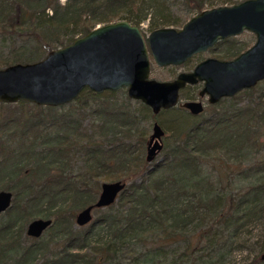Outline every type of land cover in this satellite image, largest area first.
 I'll list each match as a JSON object with an SVG mask.
<instances>
[{
  "label": "trees",
  "instance_id": "trees-1",
  "mask_svg": "<svg viewBox=\"0 0 264 264\" xmlns=\"http://www.w3.org/2000/svg\"><path fill=\"white\" fill-rule=\"evenodd\" d=\"M140 1L0 0L3 29L16 36L21 33L23 39L22 46L9 56L0 55V69L39 63L51 51L71 46L97 27L119 21L139 27L150 19L148 10L142 11L135 21L127 20V15L137 11ZM186 3L192 4L191 11L198 14L206 5L205 0H186ZM153 28V32L158 30L156 26ZM259 87H264V82L211 107L209 117L193 119L194 125L172 144H165L164 136L161 153L164 160L152 165L146 159L151 138L147 142L145 131L140 129L141 116L108 100L107 93H115L95 95L85 90L79 100L67 105H76L82 111L92 105L96 107L99 121L89 127L90 132L81 118L74 120L67 113L58 114L66 106L52 109L27 103L0 104V133L9 136L6 142L0 135V193H11L14 198L12 207L5 213L8 221L0 227V264H95L98 256L107 253L110 257L125 248L130 250L128 245L144 236L154 240L147 253L151 260L147 263L210 264L190 251L192 243L186 233L189 226L195 221L217 226L211 227L208 234L195 228L208 243L211 236L217 239L227 233L232 240L245 226L243 217L247 214L252 217L264 203V158L261 163L251 164L247 172L250 179L259 177L261 182L252 184L247 193L230 194L229 198L221 193V181L203 168L206 163L218 160L234 167L242 166L252 154H264L261 142L264 91ZM125 97L130 99L127 93ZM140 105L145 113H152ZM29 107L32 111L27 113ZM5 112L11 114L4 118ZM14 113L21 116H13ZM151 115L155 120L156 116ZM51 128L59 134L49 135L47 130ZM39 147L44 148L40 155L36 153ZM77 153L82 155L84 167L73 176L68 170ZM121 182L126 184V189L118 198V210L117 204L106 209L108 213L98 222L99 227L108 229L112 239L103 248L94 247L93 258L72 252L76 244L86 245L88 234L94 229L91 226L89 232L74 234L75 214L97 203L103 184ZM36 219L53 222L44 234H50V241L46 243L42 236L24 246L22 239L28 237L26 226ZM59 236L72 239L70 246L57 254L49 253L52 239ZM179 242H185L187 248L172 259L166 253L167 246ZM217 242V246L222 245ZM227 247L222 245L217 253L222 262ZM263 254L264 246L251 264H264Z\"/></svg>",
  "mask_w": 264,
  "mask_h": 264
},
{
  "label": "water",
  "instance_id": "water-1",
  "mask_svg": "<svg viewBox=\"0 0 264 264\" xmlns=\"http://www.w3.org/2000/svg\"><path fill=\"white\" fill-rule=\"evenodd\" d=\"M249 32L256 44L233 62L206 61L193 74H182L171 82L151 80L152 62L160 68L181 67L219 41ZM264 82V0H246L233 7L203 11L180 31L160 29L144 39L142 30L128 22L97 27L71 46L51 51L39 63L0 69V104H33L39 108H63L79 100L85 90L102 95L126 90L128 97L142 103L153 115L179 106L180 93L187 86L204 84L201 98L210 105L253 90ZM190 114H204L201 103H186ZM147 162L152 165L163 152L162 128L153 125ZM126 184H103L94 206L77 215V227H86L94 211L111 208ZM13 195L0 193V217L12 207ZM53 222L36 220L27 227L30 239H40ZM264 262V256L262 257Z\"/></svg>",
  "mask_w": 264,
  "mask_h": 264
},
{
  "label": "rangeland",
  "instance_id": "rangeland-1",
  "mask_svg": "<svg viewBox=\"0 0 264 264\" xmlns=\"http://www.w3.org/2000/svg\"><path fill=\"white\" fill-rule=\"evenodd\" d=\"M64 2L65 1H62V4ZM232 2V0H205L206 5L203 8V11L212 10V8H221L222 6L232 7V5L235 3H244L240 2V0H237L233 3ZM137 7L138 9L137 11H135L136 13L134 12L133 14L127 15V17L129 18L127 20L135 21L136 17L140 16L142 11L144 12L148 10L150 15L148 18L150 19L139 26L140 29H142L143 35L145 37H148L153 32V27L155 26L157 29L174 28L176 30H180L182 26L190 22V20L196 17V14H198L191 11L193 5L187 4L186 0H141ZM19 34L20 35L16 36L10 33L8 30L5 31L2 24L0 23L1 56L7 57L11 54V52L17 50L22 46V34ZM255 43V36L249 33H245L244 36L237 37L234 40L237 52H244L246 51V49L252 48ZM151 72V79L160 83L171 82L180 73H182L180 69H159L154 63L152 64ZM259 89L264 91V87H259ZM126 93L127 92L125 90L117 92L115 93V95L107 93L108 100L112 101L117 106L123 105L126 107V109H131V111H133L135 114H139L138 116H141L143 123L140 126V129L145 131L147 142L153 134V125L155 122L164 130V142L165 144L169 145L172 144L176 138L183 137L182 134L185 133L187 128H191L196 122L193 119L197 118L198 121L206 119L212 114L213 111L211 106L206 105L207 108L205 109V114L202 118H192L185 112L183 113L181 109H173V111H163L161 114H159V116H156L154 120L151 115L152 113H145L144 110H142L143 108L140 105L141 103L126 99ZM187 94L188 93H185L184 95L187 96ZM204 104H207L206 100ZM30 106L34 105L31 104ZM66 108L67 109H64V112L58 111V114L60 115L67 113L69 118L74 120L75 118H81V120L84 121V128L88 129L89 132L92 130L89 129V127L93 124L97 125V121H99L98 119H96V107L94 105H92V108H86V111H82L76 105H74L73 107L66 106ZM31 109L32 107H29V109H27V113H30L32 111ZM8 114L10 115L11 112H5L4 118H6ZM182 114H186L187 116H182ZM12 115L20 117L21 113H14ZM187 117H189V119H192V121ZM11 128H13V125L10 127V129ZM47 131L49 135L53 134L54 136H56L57 134H59L58 130L52 128L48 129ZM0 135L5 139L6 142L8 141V135L4 133H0ZM54 136H51V139H53ZM96 138H98V136ZM261 142L264 143V137L261 139ZM39 144L42 145L43 143L41 144V142L39 141ZM41 148L42 147H39L36 151L38 155H40V153L44 149ZM262 158H264L263 153L262 156H260V154H252L249 157L248 161L243 163L242 166L240 165L234 167L222 160H218L215 162L206 163L203 168L205 169L207 174H210L213 178L221 181V193H224L222 195L229 198L231 195L247 193L252 184H259L261 182V180L260 182H258L259 177H253L252 179H250L247 172L250 170L251 164L261 163L263 161L261 160ZM163 160V154H161L157 157L155 163H161ZM83 161L84 160L82 155L77 153L73 157V163L71 165V168H69L68 170L69 173H71L73 176H77L84 167ZM99 197L100 195L98 196V199ZM115 204H117V202ZM115 209L118 210V204ZM258 209L259 210L256 211L252 217H247L248 214L243 217L245 226L240 230L241 232L232 240H230L228 236L229 233H227L223 236L218 237L217 239L211 236V238L209 239L210 243H208V241L203 239V235H199L195 230H199L201 228L202 233L208 234V231L211 229V227L217 228V226L213 224L207 225V223H205V225L202 222L195 221V223L189 226V229L186 232L190 236V238L187 240L192 243L190 251L194 252L196 258L202 259L205 263L210 262V264H251L253 259H255V257L260 254V248L264 246V203ZM124 211L125 210H123V212ZM79 212L74 216L75 219L72 225V231L74 232V234H80L81 231L89 232L91 230V226H94V229H92L93 231L88 234V241L86 242L85 246H83V243L81 242L80 244H76L74 248H71V251L77 254H87L91 258H93L95 256L93 248H103V246L112 239V237L110 236L111 234L106 227L98 226L99 220L103 216H105L108 211L106 209L94 211L92 214L94 216V219L91 224L86 227H77L76 225V219ZM121 215L123 217V213H121ZM7 221L8 217L3 214V216L0 217V227L3 226ZM28 225L25 229L26 232ZM27 238L22 239L24 246H29L30 244L34 243L32 239ZM44 240L46 241V243H48V241H50V234L45 235ZM52 240L53 241H51L48 251L49 253L54 254L63 251V249L65 248H68L70 246V242L72 241V239H64L62 236H59V238L54 237V239ZM214 240H216L215 242L219 240L217 243H222V245L226 244L228 246L224 251L227 256L225 257V259H223V262L222 259L219 258V254H217L218 251H220V247H222V245L217 246L215 242L211 243ZM151 242H154V240L148 236L146 238L144 236L143 238L135 240L133 243L128 245V247H130V250H127L125 248L124 250L120 251L119 254L110 257L106 256L107 253L98 256V260L95 262V264H163L164 261L147 263V261L151 260V257L147 256L150 248H152ZM186 248L187 244H185V242H179L178 245L168 244L166 253H169V256L174 259L173 257H179V254H181ZM261 256H264V254Z\"/></svg>",
  "mask_w": 264,
  "mask_h": 264
},
{
  "label": "flooded vegetation",
  "instance_id": "flooded-vegetation-1",
  "mask_svg": "<svg viewBox=\"0 0 264 264\" xmlns=\"http://www.w3.org/2000/svg\"><path fill=\"white\" fill-rule=\"evenodd\" d=\"M239 5V4H238ZM235 6V5H234ZM223 7H226V6H222L221 8ZM212 9H216V8H212ZM207 11H210V10H207ZM203 12V11H202ZM201 12V13H202ZM200 13V14H201ZM200 14H196L198 16H200ZM195 18V17H194ZM193 19V18H192ZM191 19V20H192ZM189 23V22H188ZM187 23V24H188ZM186 25V24H185ZM184 25V26H185ZM132 26V25H131ZM184 26H182V28L180 30H182L184 28ZM137 27V26H136ZM140 29V27H138ZM165 29H169V28H165ZM174 29V28H173ZM142 30V29H141ZM160 30V29H158ZM157 30V31H158ZM176 30V29H175ZM180 30H177V31H180ZM156 32V31H154ZM152 32V33H154ZM143 33V32H142ZM151 33V34H152ZM245 33H249V32H245ZM244 33V34H245ZM244 34H242L241 36H244ZM251 34V33H249ZM252 35V34H251ZM150 36V35H149ZM241 36H236L235 38L237 37H241ZM255 36V35H253ZM144 39L148 38V37H145L143 35ZM235 38H228V39H224V41H219L217 42L216 44L213 45V48H210L209 50L201 53V54H198V55H194L192 57L191 60H189L187 63H185L184 65H182L181 67H173L171 66V68H161V69H180L182 71V73H180L174 80H176L179 76H181L182 74H193V72L195 71V69L203 64L204 62L206 61H219V62H233L235 61L240 55L242 54H245L248 50L252 49H246V51L242 52L239 56H236V46L234 44V40ZM256 38V36H255ZM257 41V39H256ZM256 44V43H255ZM254 44V45H255ZM220 55V56H219ZM153 64V62H152ZM152 69V68H151ZM152 74V73H151ZM152 80V79H151ZM172 80V81H174ZM204 88V84L203 83H199L198 85H195L193 87L191 86H187L185 89H183V91H181L180 93V104L177 108L175 109H181L183 112H185L186 114H188L190 117L192 118H195V117H201L202 115L200 116H193L192 114L189 113L188 110H186L183 105L186 104V103H194V102H198V103H201L203 104L204 106V111L205 109L207 108V106H211V107H215V106H212L210 105V102L209 101V98L208 96H205V98H201L200 97V94L202 92ZM124 91V90H122ZM185 93H188L187 96L184 95ZM205 100L207 102V104H204L205 103ZM207 105V106H206Z\"/></svg>",
  "mask_w": 264,
  "mask_h": 264
}]
</instances>
